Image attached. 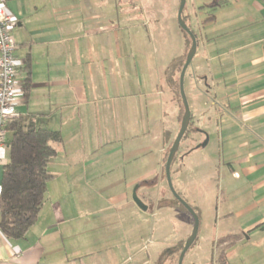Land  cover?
Instances as JSON below:
<instances>
[{
  "label": "crops",
  "instance_id": "0c3cea01",
  "mask_svg": "<svg viewBox=\"0 0 264 264\" xmlns=\"http://www.w3.org/2000/svg\"><path fill=\"white\" fill-rule=\"evenodd\" d=\"M136 2L6 0L16 18L23 92L16 115L59 130L62 142L54 144L52 177L35 224L19 239L0 230V264L162 263V248H149L133 231L146 214L131 195L135 185L155 177L161 193L154 203L179 210L159 202L172 198L164 195L162 164L184 107L174 86L180 75L176 70L171 81L170 72L187 55V36L167 59V85L160 91L157 73L142 71L141 26L151 18ZM185 16L199 31L187 98L191 122L197 117L202 126L188 137L198 142L208 135L205 146L214 138L220 150L217 162L203 161L199 170L219 196L215 242L236 235L235 242L220 244L226 264H264V0H194ZM8 161L6 146L0 186ZM173 168L184 186V169L173 162L172 174Z\"/></svg>",
  "mask_w": 264,
  "mask_h": 264
},
{
  "label": "rangeland",
  "instance_id": "374dc122",
  "mask_svg": "<svg viewBox=\"0 0 264 264\" xmlns=\"http://www.w3.org/2000/svg\"><path fill=\"white\" fill-rule=\"evenodd\" d=\"M137 1V4L139 3L141 6L144 5V9L147 8V15L151 18V23L146 21V24L141 26L142 31H145L146 34V39L144 38L146 44L145 53L141 52V62L144 63L146 67H143L142 71L144 70V73L145 71L149 73L152 68V71L157 73L158 77L162 79L159 85L161 91V87L167 85L164 79L165 70H167V59L172 56L175 50L181 45V37H185V32L179 26L178 22L180 0ZM192 1L194 0H187L184 14L189 11ZM196 1L201 4L204 2V0ZM99 6L100 10L103 6ZM204 16L205 14H203L202 17ZM190 24L193 30L195 29V33L198 37L199 31L196 29V25L192 22ZM178 31L180 33L179 37L176 33ZM185 59L186 57L175 63L174 69L170 72V77L176 75V70L178 71V75L180 74ZM193 63L194 60L188 67L184 78V89L187 97L190 91L188 82L190 81ZM166 121L167 119L165 122ZM189 128L190 130L187 138L182 140L174 161V167L182 166L184 169V186H181L177 182V175L174 172V168L172 169L173 174L171 171L172 183L175 190L194 208L199 218L197 238L186 252L183 264H219L221 254L224 250V246L222 248L220 247V241L217 240L215 242V238L220 234L219 232L221 230L218 223L219 196L214 194L212 186L206 187V183L204 179L201 178L202 174L199 170L205 167V165H202L203 161L211 165L217 162L220 150L215 139L212 138L210 145L207 147L201 146L199 152L189 156V153H187L189 150L197 147L199 143L204 144L207 141L206 135L198 142L188 137L190 134L192 135L193 130L202 128L201 121H199L197 117L192 120ZM209 146H214L215 152H210ZM206 153L210 156L208 157ZM213 157H215L216 160H214ZM163 169L165 170V164H162V170ZM155 180L154 177L151 180L142 182L133 187L131 198L134 199L133 195L136 189L137 196L149 206V209L144 211L146 214V222L142 223L141 221L137 227H134L133 231L136 229L137 231L139 230L138 234L141 236H139L138 239H147L145 244L153 250L162 248L163 252H165L167 249H175V253L173 252V255L164 257L161 264H178L180 252L193 229V217L187 210L182 208L181 205L178 206L179 210L159 208L154 203L161 193L158 190L160 185L156 188ZM162 185L164 195L172 197L173 194L169 188L165 172ZM186 219L190 222V230L188 231L183 227V222L185 223ZM227 241L229 242L230 239Z\"/></svg>",
  "mask_w": 264,
  "mask_h": 264
},
{
  "label": "trees",
  "instance_id": "16d2710c",
  "mask_svg": "<svg viewBox=\"0 0 264 264\" xmlns=\"http://www.w3.org/2000/svg\"><path fill=\"white\" fill-rule=\"evenodd\" d=\"M184 18L186 20L185 14ZM186 36L187 50L189 51L191 39L187 33ZM24 69L30 70L29 59L26 60ZM179 79L180 76H177L174 86L181 99ZM170 80L172 81V76ZM29 86V79L26 78L24 84L25 96L29 93ZM189 130L190 128H188L182 140L187 138ZM9 133L11 136L8 138ZM7 141L9 161L3 167L0 186V230L9 238L19 239L26 236L38 219L45 200L47 182L52 177L48 164L57 154L54 144L62 142V135L59 130L36 125L31 115H17L8 122ZM159 205L161 207L173 206L177 208L181 205L182 208L187 210L174 195L170 200L161 199ZM187 212L189 211L187 210ZM235 238L236 235L231 234L221 237L218 241L223 243L230 239L229 242L233 243L236 240ZM173 252L175 253V249H167L162 256V261L167 255H173ZM225 256L226 253L223 250L220 264H226Z\"/></svg>",
  "mask_w": 264,
  "mask_h": 264
},
{
  "label": "built area",
  "instance_id": "2783aa9c",
  "mask_svg": "<svg viewBox=\"0 0 264 264\" xmlns=\"http://www.w3.org/2000/svg\"><path fill=\"white\" fill-rule=\"evenodd\" d=\"M16 18L0 0V150L8 146L7 125L17 116V104L22 95L18 83L19 62L15 56L17 42L13 35Z\"/></svg>",
  "mask_w": 264,
  "mask_h": 264
},
{
  "label": "water",
  "instance_id": "95a60500",
  "mask_svg": "<svg viewBox=\"0 0 264 264\" xmlns=\"http://www.w3.org/2000/svg\"><path fill=\"white\" fill-rule=\"evenodd\" d=\"M186 2H187V0H180L179 10H178L179 25L182 28V30H184L189 35V37L191 39V46H190L189 51L187 53L185 63L181 69L180 79H179V87H180V94H181V99H182V103H183V107H184V114H183V117L181 120L180 129H179V131H178V133H177V135H176V137H175V139H174V141L170 147V150H169L168 155H167L166 163H165V174H166L167 182H168V185H169V188H170L172 194L189 211V213L192 215V217L194 219L192 232L189 235V237L187 238L185 245L180 252L178 264H183L184 256H185L186 252L188 251V249L195 242L197 235H198V230H199V218H198L197 213L195 212L194 208L189 203H187L186 200L184 198H182L180 196V194L175 190L174 185L172 183V178H171L172 164L174 162V159L176 158V155H177V152L180 148L182 139H183L184 135L186 134V131L188 130V128L190 126L191 118H192L190 105H189L188 98L186 96L185 89H184V78H185L186 71H187L188 67L190 66V64L192 63L193 58H194L196 51H197V36L194 33V31L189 27V25L187 24V22L184 18V9L186 6ZM208 140H209V137L207 135V141L204 144L202 143L201 146H205L207 144ZM199 146L200 145H198V147ZM133 197H134V201L136 202V204L142 210L146 211L148 209V206L137 196L136 189L134 191Z\"/></svg>",
  "mask_w": 264,
  "mask_h": 264
}]
</instances>
